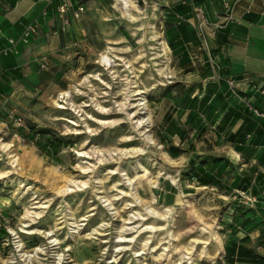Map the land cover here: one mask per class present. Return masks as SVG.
I'll list each match as a JSON object with an SVG mask.
<instances>
[{"label": "rangeland", "instance_id": "1", "mask_svg": "<svg viewBox=\"0 0 264 264\" xmlns=\"http://www.w3.org/2000/svg\"><path fill=\"white\" fill-rule=\"evenodd\" d=\"M84 1L102 31L81 28L84 8L63 44L45 34L26 48L23 80L0 97V264L209 261L229 198L161 138L184 84L160 3L134 0L133 20L119 0ZM107 49L114 65L99 60Z\"/></svg>", "mask_w": 264, "mask_h": 264}, {"label": "crops", "instance_id": "2", "mask_svg": "<svg viewBox=\"0 0 264 264\" xmlns=\"http://www.w3.org/2000/svg\"><path fill=\"white\" fill-rule=\"evenodd\" d=\"M150 1L160 3L172 65L184 84V102L162 112L161 138L172 159L193 166L191 179L229 198L217 255L201 264H264V0ZM59 3L0 0V48L26 23H38L27 44L0 54V97L23 80L33 56L24 57L26 48L45 41V34L54 48L63 44ZM72 3L86 8L82 29L94 24L102 31L94 13L99 7ZM197 11L206 25H199ZM228 13L232 18L226 19ZM83 14L90 17L87 23ZM74 18L70 14V23Z\"/></svg>", "mask_w": 264, "mask_h": 264}, {"label": "built area", "instance_id": "3", "mask_svg": "<svg viewBox=\"0 0 264 264\" xmlns=\"http://www.w3.org/2000/svg\"><path fill=\"white\" fill-rule=\"evenodd\" d=\"M84 6L82 4H78L77 6L72 8L71 0H60L58 5V12L61 17V29H65L66 26L70 23V14L77 18L83 11ZM197 16L199 19V25L204 26L208 22L202 18L200 13L197 11ZM232 18L231 13L226 15V19ZM38 29L37 22H28L24 25L21 33L17 37H9L7 38V44L0 48V54H7L17 47L19 43L27 44L29 37L33 34H36ZM21 117H15L14 120L19 122Z\"/></svg>", "mask_w": 264, "mask_h": 264}, {"label": "bare ground", "instance_id": "4", "mask_svg": "<svg viewBox=\"0 0 264 264\" xmlns=\"http://www.w3.org/2000/svg\"><path fill=\"white\" fill-rule=\"evenodd\" d=\"M119 3H120V6H121L120 9L122 11H124L125 14L127 13L129 15V18H131V19L134 20V17L131 15V12H130V9L132 7L134 8L136 6L134 0H119ZM164 48H166L165 45H164ZM108 52H109L108 49L105 50V51H102L100 53V59L99 60L102 61L105 65L111 66V65H114V59L111 56H109ZM133 93L134 94H139V93H141V91H139V90L136 89V90H134ZM145 104H146V99L144 98V96L141 97V100L140 101H138L137 103H135L136 106H138V105L144 106ZM145 122H146V119H141L139 121V123H145Z\"/></svg>", "mask_w": 264, "mask_h": 264}, {"label": "trees", "instance_id": "5", "mask_svg": "<svg viewBox=\"0 0 264 264\" xmlns=\"http://www.w3.org/2000/svg\"><path fill=\"white\" fill-rule=\"evenodd\" d=\"M58 140H60V138H58ZM206 182H210V180H207Z\"/></svg>", "mask_w": 264, "mask_h": 264}, {"label": "water", "instance_id": "6", "mask_svg": "<svg viewBox=\"0 0 264 264\" xmlns=\"http://www.w3.org/2000/svg\"><path fill=\"white\" fill-rule=\"evenodd\" d=\"M155 191L157 192V189H155Z\"/></svg>", "mask_w": 264, "mask_h": 264}]
</instances>
